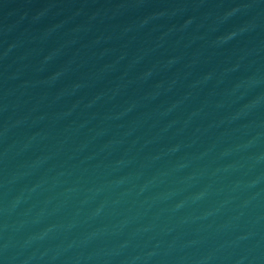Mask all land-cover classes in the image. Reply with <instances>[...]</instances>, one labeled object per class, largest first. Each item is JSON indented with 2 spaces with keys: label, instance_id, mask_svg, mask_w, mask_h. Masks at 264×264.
<instances>
[{
  "label": "water",
  "instance_id": "water-1",
  "mask_svg": "<svg viewBox=\"0 0 264 264\" xmlns=\"http://www.w3.org/2000/svg\"><path fill=\"white\" fill-rule=\"evenodd\" d=\"M0 264H264V0L2 174Z\"/></svg>",
  "mask_w": 264,
  "mask_h": 264
}]
</instances>
